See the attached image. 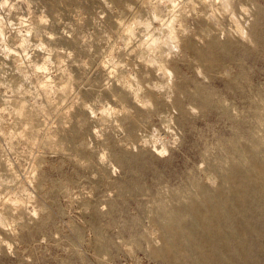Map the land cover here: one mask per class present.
Segmentation results:
<instances>
[{"label": "rangeland", "instance_id": "374dc122", "mask_svg": "<svg viewBox=\"0 0 264 264\" xmlns=\"http://www.w3.org/2000/svg\"><path fill=\"white\" fill-rule=\"evenodd\" d=\"M258 165L264 0H0V264H264Z\"/></svg>", "mask_w": 264, "mask_h": 264}, {"label": "bare ground", "instance_id": "6f19581e", "mask_svg": "<svg viewBox=\"0 0 264 264\" xmlns=\"http://www.w3.org/2000/svg\"><path fill=\"white\" fill-rule=\"evenodd\" d=\"M256 167L258 168L255 175V178L257 179L256 181L264 182V168L261 165H258ZM190 211L191 221L193 223L192 227H186L185 223L176 221L172 223L170 230L175 243L178 242L179 238L181 237H188L190 239L191 246L194 249L197 248L199 253L201 254L200 260L202 264L218 263L219 258L215 256L216 253L214 243L219 241L227 242L222 240L229 234L224 229L226 223L227 226H230L233 229V231L236 229L238 230L239 237L236 238L238 251L239 249L241 250L245 248V246H247V235L248 233H250V228L248 227L247 229L245 227L249 226L247 217L245 215L231 217L233 219L231 223L225 220L221 221V217L216 213L214 215H210L209 213L211 211L209 210V208H202L197 204H195ZM251 230L254 232V234L252 235L253 240L250 243H256V228H251ZM176 249L177 244L175 248L172 249V252L173 254L175 253L176 255H178L179 250ZM212 255L215 258H212Z\"/></svg>", "mask_w": 264, "mask_h": 264}]
</instances>
